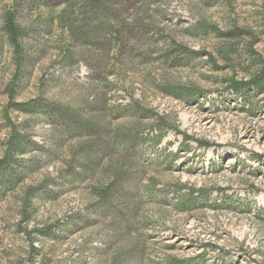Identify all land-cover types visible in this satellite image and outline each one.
Returning a JSON list of instances; mask_svg holds the SVG:
<instances>
[{
	"label": "rangeland",
	"instance_id": "1",
	"mask_svg": "<svg viewBox=\"0 0 264 264\" xmlns=\"http://www.w3.org/2000/svg\"><path fill=\"white\" fill-rule=\"evenodd\" d=\"M15 2L0 0L1 19ZM123 12L100 82L84 56L59 54L61 8L48 11L56 30L42 48L29 35L35 64L14 98L13 49L3 47L0 161L13 132L41 151L18 155L31 168L0 188V264H264V92L229 83L259 70L244 48L255 38L264 58V0H143ZM234 28L252 37L227 51ZM176 47L198 55L176 65ZM35 99L97 135L60 140L47 118L13 109ZM81 146L94 148L86 171L73 167ZM115 181L118 193L102 197Z\"/></svg>",
	"mask_w": 264,
	"mask_h": 264
},
{
	"label": "trees",
	"instance_id": "2",
	"mask_svg": "<svg viewBox=\"0 0 264 264\" xmlns=\"http://www.w3.org/2000/svg\"><path fill=\"white\" fill-rule=\"evenodd\" d=\"M141 3H143V0H16L13 8L3 14L2 19L0 18L1 30L5 32L2 37L0 36V57L5 43L8 44L13 49L11 59L15 66L13 80L7 87V93L11 98H14L23 81L31 76V68H33L35 60L28 54L29 47L32 46V44H27L29 35L31 33L36 34L35 45L40 46V48H42L43 41L52 39L51 37L56 28L54 18L48 13L49 10L61 8V14L64 15L65 26L67 27L62 33V37H60L62 38L61 42H64V44L66 42V44L61 49L59 46V54L64 59L67 58L69 62L71 59L84 56V62L95 72L93 79L100 82L105 75V67L111 61L113 53H115L116 41L125 32L124 28L119 26L118 23L120 15H122L120 11L123 10V13H127ZM193 29L196 31L204 28L199 26ZM249 35V32L238 28L224 34L228 42L227 51L233 47V38L248 37ZM253 41H249L244 49L250 57L252 65L257 66L259 70L249 80L240 82V84L230 79V89L236 93L240 90L256 93L264 92V58L255 56L252 49ZM61 44L63 45V43ZM175 50L179 55V57H176V65H185L193 56L198 55L181 47H176ZM227 51L222 52L224 53L223 59H226ZM190 96L191 94H186V97ZM13 109L25 116L36 115L47 118L51 124L64 130L59 134L60 140L68 138L69 133L88 136L97 135L88 127L87 123L79 121L71 113L69 114L43 99L15 103ZM131 141L129 138L120 140L123 145ZM31 151H41V146L31 141L24 133L13 132L6 156L0 161L1 189L8 190L20 182L23 174L31 168L29 166L31 162L28 161L23 164L17 157L18 155H27ZM77 152L76 164L73 167L76 166V168L84 170L94 162L91 160L94 153L93 147L81 146ZM72 172L68 173L71 177H75ZM43 190L42 188H34L30 196L39 199L43 197ZM117 190L118 186L115 181L101 190L100 195L108 198L113 194H117ZM173 264L182 263L176 262Z\"/></svg>",
	"mask_w": 264,
	"mask_h": 264
}]
</instances>
